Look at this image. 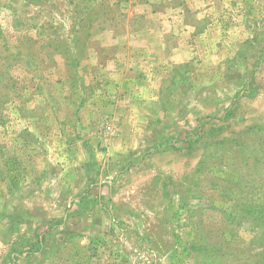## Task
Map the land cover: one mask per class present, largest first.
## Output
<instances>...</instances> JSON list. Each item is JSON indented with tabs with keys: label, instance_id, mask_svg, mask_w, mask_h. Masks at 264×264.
Returning <instances> with one entry per match:
<instances>
[{
	"label": "rangeland",
	"instance_id": "1",
	"mask_svg": "<svg viewBox=\"0 0 264 264\" xmlns=\"http://www.w3.org/2000/svg\"><path fill=\"white\" fill-rule=\"evenodd\" d=\"M0 264H264V0H0Z\"/></svg>",
	"mask_w": 264,
	"mask_h": 264
}]
</instances>
